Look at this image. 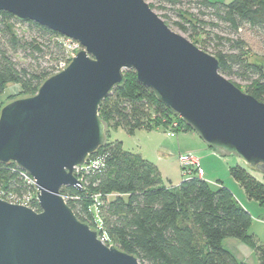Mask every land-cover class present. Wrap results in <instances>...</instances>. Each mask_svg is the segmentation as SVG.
<instances>
[{
  "label": "water",
  "instance_id": "1",
  "mask_svg": "<svg viewBox=\"0 0 264 264\" xmlns=\"http://www.w3.org/2000/svg\"><path fill=\"white\" fill-rule=\"evenodd\" d=\"M82 49L35 94L0 109V163L35 180L39 211L0 197V264H141L81 222L60 189L82 190L74 168L100 147L99 106L133 70L138 83L208 146L264 173V102L220 73L219 60L174 32L145 0H0Z\"/></svg>",
  "mask_w": 264,
  "mask_h": 264
},
{
  "label": "trees",
  "instance_id": "2",
  "mask_svg": "<svg viewBox=\"0 0 264 264\" xmlns=\"http://www.w3.org/2000/svg\"><path fill=\"white\" fill-rule=\"evenodd\" d=\"M200 4L232 32L247 25L264 36V0H200ZM149 6L153 9L152 4ZM186 20L193 28L192 35L205 36L199 41L206 51L211 44L206 41L208 32L196 19ZM11 21L19 20L0 11V97L8 84L20 86L23 94L31 96L63 60L65 52L59 41L62 35L32 21L23 22L27 25L26 35L18 34L12 30ZM179 27L187 31L184 25ZM224 40L229 43V51L211 44L220 73L244 80L247 82L244 91L264 102V70L248 60L242 39ZM19 53L29 59L25 65L13 58ZM124 76L123 85L114 87L99 106L98 114L105 124L108 122L103 117V106L112 99L108 118L113 126L129 131L136 128L193 131L159 102L150 88L137 82L134 71L125 70ZM1 103L0 100V107ZM173 122L176 126H172ZM88 158H100L102 162L84 174L82 190L64 186L60 194L81 222L91 228L100 222L102 232L113 245L135 255L141 264H248L223 246V239L228 237L249 246L259 264H264V243L258 244L249 232L252 217L227 186L211 185L196 175L182 178L177 185H167L152 162L139 153L124 150L120 142L108 141L107 133L104 143ZM229 172L249 199L264 205L261 181L243 165H232ZM24 173L15 163H0V188L19 196L33 193L34 187L24 181ZM94 195H99L98 205ZM30 202L32 209L40 210L34 197Z\"/></svg>",
  "mask_w": 264,
  "mask_h": 264
},
{
  "label": "rangeland",
  "instance_id": "3",
  "mask_svg": "<svg viewBox=\"0 0 264 264\" xmlns=\"http://www.w3.org/2000/svg\"><path fill=\"white\" fill-rule=\"evenodd\" d=\"M145 1L148 4L153 5L154 12L159 17L164 18V22L174 32L182 35H187V39L192 43H194L195 45H197L199 48H201L199 39H203V37L205 36L201 35L200 38H197L195 37V35H192V33L194 32L193 28L188 24L189 22L186 19H192L193 21L196 19V21H198L201 24V27H203V30L208 32L206 41L208 42L210 41L211 44H214L215 47H218L223 51H229V43L226 40H224V38L242 39L245 44L244 47L247 49L246 51L248 52L247 54L248 60L258 64L264 70V40H263L264 36L262 32L257 28H251L245 25L242 28L238 29L237 32H232L223 23L216 21L213 15L211 14L210 10L201 6L200 0H176L173 3L166 2L163 0H145ZM203 23H207V24L203 26L202 25ZM179 24L184 25L187 28V31H183L179 27ZM10 25L15 33L25 34V35L27 34L26 33L27 25L23 24V22L11 21ZM218 37H220V39H218ZM211 44H209V46L206 47V51H208L210 54L214 52L213 46ZM13 58L20 65H25L29 61V59L26 56H24L22 53L14 54ZM124 72L125 70L123 71V73ZM225 77L228 78L230 81H232L240 89L245 90V84L247 82H245L244 80H241L236 76H225ZM25 96L26 95L22 93L20 86L15 84H8L5 87L0 97V100L2 102L1 107L13 99L22 98ZM111 105H112V99L109 100V102H107L106 105L103 106V111L105 112L103 114V117L108 122V124L107 123L105 124L103 122L105 125V133H107L108 141L120 142L124 150L133 153L141 154L140 150L143 149L145 154H147L148 158H154L155 154L156 156H158V153L162 150V148L167 149L168 150L167 152L170 154L168 156L167 163L170 167H174L175 165L174 158L179 154L178 148L181 141H179L178 138L180 136V133H182L181 131L170 132L169 129H165V128L164 129L155 128L151 130L145 128H136L133 131H129L128 129L122 126H113L112 120L108 118V111L110 110ZM192 132L195 133L194 131ZM184 143L185 145H188L189 139L188 138L183 139V144ZM204 145L206 144L204 143ZM159 147H161V149ZM223 158H227L230 160L238 159L234 155H223ZM147 160L153 163L151 159H147ZM240 163H242V165L248 169V172L253 177H255V179L261 181L264 184V173H261L256 169H252L248 167L241 160ZM177 173L180 175L181 179L189 177L187 175L186 176L182 175L180 165L178 166ZM78 175L80 176L81 174L78 173ZM224 178H226L225 179L226 184L230 186L228 188L229 189L231 188L230 189L231 191L233 190L232 193L234 194V196H236L237 199L240 200V202H242V204L246 207V209L248 210V212L252 217L251 225L249 227V232L254 235V238L257 240L258 244L263 243L264 205H261L260 203H258L253 199H249L243 188L230 176L228 172L225 174ZM92 229L98 232V237L102 240L103 243H105L106 245H113L112 241L109 238H107L106 234L98 230L96 224L92 227ZM222 243L226 248H230L231 250L236 251L238 248L233 246V244L234 243L239 244L240 241H238L235 238L228 237V238H224ZM256 261L257 258L254 252H251V256L249 257L247 263L257 264Z\"/></svg>",
  "mask_w": 264,
  "mask_h": 264
},
{
  "label": "crops",
  "instance_id": "4",
  "mask_svg": "<svg viewBox=\"0 0 264 264\" xmlns=\"http://www.w3.org/2000/svg\"><path fill=\"white\" fill-rule=\"evenodd\" d=\"M181 132L182 133H180V136L178 138V140L181 141L179 144V148H178L179 154L174 158L175 159L174 167H170L167 163L168 156L170 155L167 152L168 151L167 149L162 148V150L158 153V156H156V154H155L154 158H148L147 154H145L143 149L140 150V152H141L140 155L145 159H151V161H153V164L157 167V170H158V172H159V174H160V176H161V178L165 184L177 185L182 180L180 175L177 173L178 166H179L178 157L182 153H192L197 157L199 165L202 169V178L204 180H206L209 184L214 185V186L222 183L223 185L230 187L228 184H226V182H225L226 178H224V176L227 172L230 174V172H229L230 166L242 165V163H240V160L239 159H231L230 160L227 158H223L222 154H220L217 151H215L214 149L210 148L208 145H204V143L200 139V137H198L196 135V133H193L190 130L189 131H181ZM186 138L189 139L188 145H185V143L183 144V139H186ZM159 148L161 149V147H159ZM230 176H231V174H230ZM235 198L237 199L236 196H235ZM237 201L244 208H246L242 204V202H240V200L237 199ZM263 243H264V241H263ZM233 246L237 247L238 249L236 251L231 250L230 248H227V249L230 252H232V254L237 259L247 263L249 257L251 256V252H254V251L249 246H247L246 244H244L241 241L239 244L234 243ZM254 254H255V252H254ZM255 256H256V254H255ZM256 262H257V264H259L258 259Z\"/></svg>",
  "mask_w": 264,
  "mask_h": 264
},
{
  "label": "built area",
  "instance_id": "5",
  "mask_svg": "<svg viewBox=\"0 0 264 264\" xmlns=\"http://www.w3.org/2000/svg\"><path fill=\"white\" fill-rule=\"evenodd\" d=\"M59 41L62 44V47L65 52V56L63 60L59 61L56 65V70H62L70 61L71 58H73L76 53L77 49H81L82 46L81 44L69 37L62 36L59 38ZM54 72V73H55ZM172 126H176V123L173 122ZM170 132H173L171 129H169ZM88 158V157H87ZM85 159L84 163L81 165H78L74 168V174L78 178V173L81 174L79 176V180L82 181L83 175L88 173V171L97 168L98 166L101 165L102 160L100 158L96 159ZM178 162L181 168V173L183 176H192L196 175L198 177H202V169L199 165V162L197 160V157L192 154V153H182L178 157ZM25 172V171H24ZM24 181L34 187V192H28L22 196H19L13 192H5L0 188V197L8 202H14V203H20V204H25L30 207L31 205V199L34 197L36 200V187H35V180L28 174L24 173ZM98 196L99 195H94L93 199L95 201V204L98 205ZM37 201V200H36ZM34 210V209H33ZM98 230L102 231V225L101 223H96ZM104 233V232H103ZM105 234V233H104Z\"/></svg>",
  "mask_w": 264,
  "mask_h": 264
}]
</instances>
